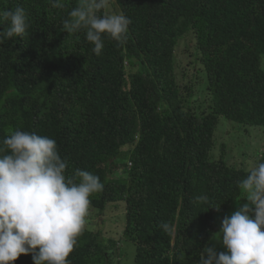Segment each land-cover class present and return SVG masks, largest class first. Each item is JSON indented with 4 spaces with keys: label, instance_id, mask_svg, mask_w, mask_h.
I'll return each mask as SVG.
<instances>
[{
    "label": "trees",
    "instance_id": "trees-1",
    "mask_svg": "<svg viewBox=\"0 0 264 264\" xmlns=\"http://www.w3.org/2000/svg\"><path fill=\"white\" fill-rule=\"evenodd\" d=\"M76 2L0 0V10L22 7L28 21L21 37L0 44V147L9 130L53 138L66 175L80 169L104 184L91 207L124 203L122 236L136 247L135 264H198L251 170L229 163L224 144L215 158L220 118L264 132V0H115L131 20L126 42L105 37L99 55L85 30H62ZM189 32L209 100L200 111L193 82L176 74ZM99 234L85 228L71 264H113L117 242ZM12 264H33L32 254Z\"/></svg>",
    "mask_w": 264,
    "mask_h": 264
},
{
    "label": "clouds",
    "instance_id": "clouds-1",
    "mask_svg": "<svg viewBox=\"0 0 264 264\" xmlns=\"http://www.w3.org/2000/svg\"><path fill=\"white\" fill-rule=\"evenodd\" d=\"M112 2L77 0L62 30L73 34L85 30L96 55L103 50L105 37L123 44L131 20L123 13L106 11ZM49 4L62 9L65 0H49ZM0 24L7 28L0 31V44L21 37L28 27L25 10L19 6L0 10ZM2 144L0 264H12L30 253L33 264H71L68 257L88 223L90 197L103 191L104 184L97 175L80 169L66 175L68 162L53 138L17 129L9 130ZM238 187L248 203L224 217L211 237L225 251L205 247L198 264H264V162L253 167ZM196 199L208 202L206 195ZM209 208L219 210V206ZM160 227L166 233L172 230L166 222Z\"/></svg>",
    "mask_w": 264,
    "mask_h": 264
},
{
    "label": "rangeland",
    "instance_id": "rangeland-1",
    "mask_svg": "<svg viewBox=\"0 0 264 264\" xmlns=\"http://www.w3.org/2000/svg\"><path fill=\"white\" fill-rule=\"evenodd\" d=\"M110 5L109 10H116L120 13L119 7L115 4ZM115 12V11H112ZM195 38L191 32L187 33L179 40L176 48V74L178 81L181 84L193 82L194 102L198 110L205 109L209 100L206 96V91L201 78L195 77L199 66L195 61ZM198 75V74H197ZM200 75V74H199ZM216 148L214 156H220L222 145L225 146V158L227 161L238 168L252 169L255 167V162L264 150V132L258 128H249L248 132L239 130L237 125L227 121L223 117L220 118L218 129L216 130ZM131 162H128V166ZM115 174H119L115 172ZM248 203L244 198H241L238 204H235L229 211L218 216V225L221 226V221L224 217L230 216L237 211L243 204ZM88 223L86 229L100 233L99 238L107 241L109 238L115 240L117 254H112L113 264H135L134 243L122 236V230L126 224L125 210L123 202L111 203L101 212V210L91 207L89 209ZM216 240H212L208 247L217 249ZM112 251V250H111Z\"/></svg>",
    "mask_w": 264,
    "mask_h": 264
}]
</instances>
